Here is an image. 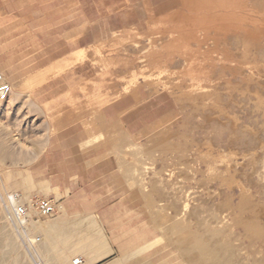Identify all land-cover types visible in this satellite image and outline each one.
<instances>
[{"label": "rangeland", "instance_id": "374dc122", "mask_svg": "<svg viewBox=\"0 0 264 264\" xmlns=\"http://www.w3.org/2000/svg\"><path fill=\"white\" fill-rule=\"evenodd\" d=\"M196 1L0 0V72L11 85L0 103V264H16L9 241L25 264L45 263L28 258L2 197H43L32 178L53 164L31 151L47 135L94 162L113 158L132 191V226L108 228L110 256L98 264H204L205 253L264 264V133L232 141L223 119L162 86L167 76L216 85L224 110L255 125L223 90L264 77V0Z\"/></svg>", "mask_w": 264, "mask_h": 264}, {"label": "crops", "instance_id": "0c3cea01", "mask_svg": "<svg viewBox=\"0 0 264 264\" xmlns=\"http://www.w3.org/2000/svg\"><path fill=\"white\" fill-rule=\"evenodd\" d=\"M41 137L33 143L31 161L53 166L34 176L32 184L43 197L59 202L61 215L49 223L38 222L37 228L31 226L30 234L41 237L35 254L37 260L42 256L45 263L38 264H71L77 257L85 258L87 264H98L100 259L110 256L104 234L109 235L114 229L108 228L115 224L117 228L132 226V191L116 170L113 158L94 162L99 156L74 153L72 146L67 151L61 148L60 140L50 135ZM13 187L18 188L16 184ZM128 232L123 230L119 234L126 236ZM15 256L17 264H25L24 253Z\"/></svg>", "mask_w": 264, "mask_h": 264}, {"label": "bare ground", "instance_id": "6f19581e", "mask_svg": "<svg viewBox=\"0 0 264 264\" xmlns=\"http://www.w3.org/2000/svg\"><path fill=\"white\" fill-rule=\"evenodd\" d=\"M186 1L190 5H197L196 0H186ZM243 47H244L243 54L246 55L248 53V51L245 47V44H243ZM188 72L196 75L200 71L198 68H195V69H192ZM162 86L166 89V91L168 93H170L175 98L176 102H179L180 104L187 102L191 106L200 108L203 112L207 113V116H205V117H207L209 119H211L213 117L212 119L214 121H221V119H223L224 120L223 124L218 123V122H215V123L219 127H224V128L229 129V131H228L229 139H232V141H234L235 138L238 139L240 136L242 138H246L247 136H249V138L250 137L254 138L255 137L254 135H257L258 133H264V77L262 79H253V78L249 77L248 81L245 83L244 86H238L236 84L234 85V84H228V83L224 84L223 92L225 93V95L228 98V101H229L228 103L231 104L232 106H236V108L237 107L240 109L243 108V110H245L244 108H246L247 110L250 111V113L255 115V117H256L254 120L255 125H253V126L250 124V122L245 123V124L240 123L241 124L240 125L239 124L240 120L236 116L237 115L236 113H234L235 115L234 114L231 115V114H228L224 110L223 104H222L224 102H222L221 93H220L221 89L216 87V85L213 86V85L202 83V84H191V85L183 86L181 84V80H179L178 78H172V77L167 76L163 80ZM227 108H229V106ZM233 108H235V107H233ZM211 115H214V116H211ZM206 120H208V119H206ZM253 138L251 140H253ZM247 139L248 138H246V140ZM262 148H263V151L261 152V154L264 153V145H263V147H260V149H262ZM233 150L234 149H232V151ZM232 151H230V152H232ZM249 151H246V154ZM208 152L209 151L206 152V155ZM211 152H213V151H211ZM251 153L252 152H250L249 154L251 155ZM212 154H210V155H212ZM258 156L261 157L262 155L259 154ZM252 158L254 159L253 156H252ZM2 188H3V186H2ZM261 210H263V209H261ZM262 212L263 211H261L260 214ZM263 213L261 215H263ZM0 214H1V212H0ZM38 222L39 221H33V222L28 223L27 225H25L22 232L20 233L22 237H25V242H26L27 246H25L23 243L22 247L25 248L26 253L28 255V258L30 260H32L33 258L36 259V254H35L36 246L39 243L31 246L30 244L27 243L26 239L28 238L29 240H32V241L35 239L34 236L30 235V229H31V226L33 224H34L35 228H37ZM40 240H41V238H40ZM6 246H7V250H9V252H14L15 254L21 252L20 249L18 250V248L15 247V245L12 241H9V243H7ZM216 257L205 253V254L201 255L200 262H203L204 264H221L218 261V259H216ZM76 260H78V259H76ZM76 260H74V259L71 260V264H74V261H76ZM14 261L17 264L18 263L17 261H19V260L16 258ZM32 264H36L35 261Z\"/></svg>", "mask_w": 264, "mask_h": 264}, {"label": "built area", "instance_id": "2783aa9c", "mask_svg": "<svg viewBox=\"0 0 264 264\" xmlns=\"http://www.w3.org/2000/svg\"><path fill=\"white\" fill-rule=\"evenodd\" d=\"M11 95V85L5 80L0 72V103L8 101ZM2 205L10 223L15 231L20 234L30 222L47 219L56 216L61 207L57 200L40 196L25 197L20 193H8L2 197ZM33 246L40 243V238L26 239ZM74 264H84L82 259L74 261Z\"/></svg>", "mask_w": 264, "mask_h": 264}]
</instances>
